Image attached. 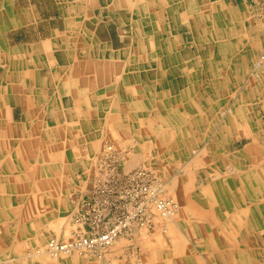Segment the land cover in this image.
Segmentation results:
<instances>
[{"label":"rangeland","instance_id":"1","mask_svg":"<svg viewBox=\"0 0 264 264\" xmlns=\"http://www.w3.org/2000/svg\"><path fill=\"white\" fill-rule=\"evenodd\" d=\"M242 1L237 0L233 8L217 7L216 22L208 24V16H205L202 29L199 30L196 24L195 28L190 27L189 32L185 30L184 37L180 39L169 38L173 36V32L180 35L175 23H156L159 24L157 30L163 29L166 36L169 34L167 38L174 47L169 51L170 54L166 49L159 48V45L157 49L144 44L143 29L144 26L152 25L151 22H136L135 25L143 38L139 41L143 47L142 54L135 52L136 41L132 48L129 44L131 40L121 42L118 39L115 49L128 47L127 53L126 50L119 53L123 54L121 58L126 68L138 66L144 59H163L164 52L174 60L181 59L183 63H177L186 64L189 69V75L186 74L189 79L185 85L189 89L196 86L198 96L194 91L182 96L177 92L174 97L176 99L171 103V112H167L162 105L157 104V100L150 97L153 100L151 105L144 104V107L155 108L150 118L144 112L136 114L133 110H138L143 104L130 102L127 98L130 93L135 96L146 93L150 96L161 91L156 86L152 90L146 88L140 74L137 73L136 85L129 86L126 72L118 71V88L113 87L114 83L110 82L116 70L104 72V80H101V76L100 82L96 84L91 82L86 90L92 95V108L100 109L104 116L101 128H96L93 132L101 131L98 136L100 140L90 142L87 138L88 143L81 151L82 159L74 167L77 177L81 175L86 177L85 180L89 179L87 188L81 190V185H77L76 191H64L73 208L67 215H71L69 221L63 219L66 221L60 227H50L48 230L43 225L35 230L29 226V222L28 229L24 231L25 240L33 239L29 247H14L16 237L20 238L17 228L0 220V238L8 243L7 248L0 243L1 254L8 255V258L21 255L27 260L34 259L35 264H264V0ZM3 9L7 10L3 14L9 17H13L12 12L16 11L11 6ZM205 9L208 10L203 8L201 12H205ZM10 22L7 24L8 36H11L9 38L13 43L22 38L37 37L39 32L40 35H47L49 32L47 23H41L38 30L35 26L25 27L17 32ZM60 26L64 29L63 24ZM120 26L124 27L123 24ZM87 38L84 46L73 45L69 50H83L81 56L84 59L88 55L90 60L98 61L99 58L95 55L97 53L94 52L99 50V44L90 34H87ZM77 41L79 42L78 39ZM147 41L153 42L154 39ZM3 47L4 40L0 38V50ZM78 56L80 55L74 57ZM2 57L0 55V63ZM195 72L200 73L197 81L192 79ZM4 75L5 79L6 72ZM55 75L56 82H72L85 87L83 77H90L91 73L70 67L56 74L48 69L41 71L42 78L50 77V82H55ZM92 78L94 80L93 76ZM7 83L12 82L9 79ZM174 84L162 86V89L175 90ZM6 87L7 84L2 82L0 96L5 94ZM134 90L136 92H132ZM11 91L8 89L10 95L14 94ZM106 91L109 94L107 99L110 101L113 96L114 102H107L106 98L98 96L100 92ZM159 100H164V97ZM197 102L201 105L200 111L196 113ZM221 110L226 111L229 117L225 128L221 127L225 117L224 112L222 118ZM154 112H161L168 122L158 120ZM134 117H137L135 121ZM154 125H160V128L157 129ZM147 127L171 135L167 146L163 140L157 141V134H150L151 129ZM107 142L117 144L114 145L125 153L126 162L129 158L128 147L131 148V153L138 155L137 162L130 167L141 165L136 168H152L162 176L168 186L167 196L180 203L176 214L159 216L158 228H135L120 236L113 246L106 249L85 250L86 252L65 256L61 254L58 259L45 254L28 257L29 254L44 249L48 241L58 238L63 242L74 234L75 201L79 195H89L93 184L92 173L97 167L94 165L96 158ZM76 182L78 184V179ZM56 200L55 204L59 198ZM27 201L31 205V200ZM52 201L42 197L37 208L47 211L49 207H53ZM192 203L205 204L207 207L201 208L200 212L190 211L189 205ZM26 210L30 211L31 208ZM46 216L48 219L53 217L49 214ZM26 217L29 220L31 216Z\"/></svg>","mask_w":264,"mask_h":264},{"label":"crops","instance_id":"2","mask_svg":"<svg viewBox=\"0 0 264 264\" xmlns=\"http://www.w3.org/2000/svg\"><path fill=\"white\" fill-rule=\"evenodd\" d=\"M234 1L0 0V38L5 44V47L0 50V55L3 56L0 63V85L2 82L7 84L5 94L0 96V220L17 228L20 238L16 237L14 247L21 249L29 247L32 243L33 239H24L26 236L24 231L28 229L29 222L31 223L29 226L35 230H39L38 228L43 225H46L48 230L50 227L58 228L66 221H63L65 218L68 222L70 218L67 215L73 206L70 204L69 196L64 195V191H76L77 185H81L79 188L85 190L88 186L89 179L87 181L86 177H81V175L77 177L74 167L77 161L82 159L81 151L88 143L87 138L90 142L100 140L98 136L101 131L93 132L94 129L101 128L104 113L100 112V109L92 108V95L86 90V87L92 84L91 82L96 84L100 82L101 76V80H104V72L116 70L110 82L114 83L113 87L118 88L119 83H116L120 78L118 71L126 72L129 86L136 85L137 73L140 74L139 77L144 79L142 81L145 82L146 88L152 90L156 86L161 91L150 96L146 93L142 96L128 93L127 98L130 102L143 104L142 107H138V110H133L136 114L139 111L144 112L150 118L155 108L144 107L146 103L151 105L153 100L150 97L157 100V104L162 105L167 112H171L173 110L171 103L176 99L174 97L177 92L181 96L193 91L196 94V86L194 89H189L185 85V82H188L186 80L189 79L186 76V74L189 75L187 73L189 69L188 65L177 63V61L183 63L181 59L174 60L171 55L167 57L164 52L163 59L148 61L144 59L143 63L140 62L138 66L126 68L121 58L123 54L119 53L128 47L115 49L118 39L121 42L131 40L129 44L132 48L136 41L135 52L142 54L143 47L139 41L143 38L135 25L136 22H151L152 25L144 26L143 29L144 44L147 43L149 47L154 48L159 45V48L166 49L170 54L169 51L174 47L167 38L169 34L166 36L163 29L157 30L159 24L156 23L163 25L167 24L166 22L175 23L174 26L178 28L177 32L180 35L173 32V36L169 38L180 39L184 37L185 30L189 32L190 27L195 28L196 24L199 30L202 29L205 16H208L206 19L208 24L216 22L217 7L230 6L233 8L237 0ZM9 6L16 8V11L12 12L13 17L3 14L7 12L3 8ZM203 8H208V10L201 12ZM10 21L16 27L13 29L17 32L25 27L34 28L35 26L38 30L41 23L48 24L47 31L49 32L47 35H40L39 32L37 37L22 38L13 43L9 38L11 36H8L7 24ZM60 24L64 25V29ZM121 24L124 25L123 28ZM87 34L88 36L90 34L99 44V50L94 52V54L97 53L95 55L98 56V61L90 60L88 55L84 59L81 56L83 50L79 52L69 50L73 45L84 46L88 39ZM76 39L79 42H76ZM147 39L149 41L154 39V41L148 42ZM76 55L80 56L75 58ZM69 64L79 66L73 67ZM67 67L91 73L90 77L87 75L83 77L85 87L72 82H56V75L53 80L55 82H50V77L43 79L41 76L42 70L48 69L51 72L55 71L56 74L58 71L66 70ZM3 71L6 72L5 79ZM128 73H130L129 76ZM199 75V72H195L194 76H191L197 81ZM9 79L12 83H7ZM173 83H175V90L162 89V86ZM8 89H11L14 94L10 95ZM98 96L101 99L106 98L107 102H114L112 101L113 96L110 101L107 99L109 96L107 91L100 92ZM163 97L164 100H159ZM200 105L198 102L195 103L196 113L200 111ZM221 112L222 118L225 112V117L221 122V127L225 128L229 117L226 111L221 110ZM153 114L158 120L168 122L161 112ZM136 119L137 117H134V121ZM154 127L158 129L160 125H154ZM147 129H151L150 134H157V141L160 139L162 142L163 140L167 146L171 135L160 130H152V127H147ZM111 143L107 142L105 146ZM116 143L121 145L119 142ZM128 149L129 158L125 164L126 170L141 166L130 167L137 162L138 155L131 153L130 147ZM97 164L94 165L97 166ZM75 179L76 181L78 179V184ZM43 193H47L46 196H43ZM42 197L52 199L53 207H49L47 211H40L37 204ZM56 198H59V201L55 204ZM27 200H31V205ZM197 205L190 204V211L196 212ZM28 207L31 208L30 211L26 210ZM203 207L207 206L203 204L201 208ZM48 214L53 217L48 219L46 216ZM29 215L31 217L28 220L26 216ZM56 215L65 217H55ZM0 243L3 247H8V243L2 238H0ZM28 261L21 255L8 258V255L0 253V264H30V262L35 264L34 259Z\"/></svg>","mask_w":264,"mask_h":264},{"label":"built area","instance_id":"3","mask_svg":"<svg viewBox=\"0 0 264 264\" xmlns=\"http://www.w3.org/2000/svg\"><path fill=\"white\" fill-rule=\"evenodd\" d=\"M125 162L123 152L113 145L101 150L90 196L79 195L75 201L74 235L67 239L68 244L52 239V248L106 249L135 228H158V215L174 214L178 202L167 196L166 181L160 174L148 167L128 171Z\"/></svg>","mask_w":264,"mask_h":264},{"label":"bare ground","instance_id":"4","mask_svg":"<svg viewBox=\"0 0 264 264\" xmlns=\"http://www.w3.org/2000/svg\"><path fill=\"white\" fill-rule=\"evenodd\" d=\"M263 57V56H262ZM260 59H261V57H260ZM263 60V59H262ZM259 63V62H258ZM110 145H113L114 146V148L115 149H117L118 151H120L114 144H110ZM123 152V151H122ZM123 155L125 156V153L123 152ZM256 161V160H255ZM99 162V161H98ZM139 168V167H138ZM138 168H135V169H138ZM135 169H132V170H135ZM249 169H251V168H249ZM132 170H128V171H132ZM151 170H152V168H151ZM155 170V169H154ZM156 171V170H155ZM239 171V170H238ZM157 172V171H156ZM235 172H237V170L235 171ZM158 173V172H157ZM231 173V172H230ZM233 173V172H232ZM159 174V173H158ZM161 176V175H160ZM162 177V176H161ZM165 181V180H164ZM242 181V180H241ZM256 186V185H255ZM166 187L168 188V186H167V184H166ZM250 191V190H249ZM169 197V196H168ZM203 203V202H202ZM180 203H178V207L180 206L179 205ZM202 205L203 204H198L197 206H196V212H200V209H201V207H202ZM206 206V205H205ZM178 207L176 208V211L174 212V214L173 213H171L170 215H168V216H172V215H175L176 214V212H177V209H178ZM71 216V215H70ZM70 216L68 217V218H70ZM159 216H164V215H158V217ZM200 216H201V214H200ZM158 217H157V219H156V221H157V225H158ZM74 235V234H73ZM72 235V236H73ZM71 236V237H72ZM53 240H55V241H61L60 239H58V238H55V239H53ZM51 241L52 240H50V241H48V243L46 244V246L44 247V249H42L41 248V251H38L37 253H32V254H29L28 255V257H33V256H36L37 254H45V255H48L49 257H51V258H58L59 256H61V254L62 255H69V254H76V253H80V251H82L83 249L82 248H79V247H69L68 248V250H66V251H61V250H59V249H57V247H54V248H52L51 247V245H50V243H51ZM63 241H65L64 243L65 244H68L67 242H68V240H63ZM40 249V248H39ZM31 251V250H30ZM83 252V251H82ZM86 252V251H85ZM27 260V259H26ZM88 260V259H87ZM30 261V260H29ZM28 261V262H29ZM30 264H31V262H30Z\"/></svg>","mask_w":264,"mask_h":264}]
</instances>
